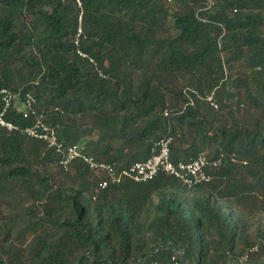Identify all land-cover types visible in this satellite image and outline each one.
Masks as SVG:
<instances>
[{
    "label": "trees",
    "instance_id": "16d2710c",
    "mask_svg": "<svg viewBox=\"0 0 264 264\" xmlns=\"http://www.w3.org/2000/svg\"><path fill=\"white\" fill-rule=\"evenodd\" d=\"M80 2L0 0V90L34 94L61 139L120 168L168 136L175 162L223 161L193 187L160 173L96 193L100 178L63 170L11 106L0 214L31 205L0 222V264H264V0Z\"/></svg>",
    "mask_w": 264,
    "mask_h": 264
},
{
    "label": "built area",
    "instance_id": "2783aa9c",
    "mask_svg": "<svg viewBox=\"0 0 264 264\" xmlns=\"http://www.w3.org/2000/svg\"><path fill=\"white\" fill-rule=\"evenodd\" d=\"M77 3L81 6L80 0H77ZM212 4L213 2L209 1V6ZM82 14L83 12L79 15L80 25L72 43L80 56L87 57V54L80 49L82 38H85L81 26ZM90 60L94 63L93 59ZM100 75L105 77L102 72H100ZM211 99L210 97L209 100ZM0 100L4 103L3 111L0 112L1 127H5L8 130L19 129L18 126L5 119L6 111L11 106H15L25 119L30 120V125L22 130L23 133L30 138L45 142L48 148L57 154L58 164L63 170L68 171L73 162L82 161L100 178L96 193L112 184H119L125 180L145 183L155 179L160 173L178 179L187 187H193L210 182L212 175H210L208 170L220 167L223 161V154L218 157H210L206 152H200L194 158L175 162L171 159L173 137L168 136L162 138L156 144L152 155L147 160L138 161L128 167L120 168L114 162L97 160L89 153L83 143H67L64 139H61L56 126L47 123L46 116L37 110V99L34 94L28 92L22 95L21 92H13L3 88L0 90Z\"/></svg>",
    "mask_w": 264,
    "mask_h": 264
},
{
    "label": "rangeland",
    "instance_id": "374dc122",
    "mask_svg": "<svg viewBox=\"0 0 264 264\" xmlns=\"http://www.w3.org/2000/svg\"><path fill=\"white\" fill-rule=\"evenodd\" d=\"M83 145L86 146L85 143H83ZM30 205H31V201H29L28 199H23V198H19V197L9 198L7 201V206H8L9 212L5 211L4 213L0 214V222L1 223H3V222L8 223L10 220L9 219L10 213H24L26 208L29 207ZM9 239H10V242L13 243V246L16 247V246L22 245L23 242L26 240V237H24L21 233H18L17 231L12 230V234H11ZM257 261L260 263H264V255Z\"/></svg>",
    "mask_w": 264,
    "mask_h": 264
}]
</instances>
